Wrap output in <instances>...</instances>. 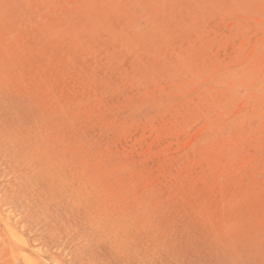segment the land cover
Wrapping results in <instances>:
<instances>
[{
    "label": "rangeland",
    "instance_id": "1",
    "mask_svg": "<svg viewBox=\"0 0 264 264\" xmlns=\"http://www.w3.org/2000/svg\"><path fill=\"white\" fill-rule=\"evenodd\" d=\"M0 222V264H264V0H0Z\"/></svg>",
    "mask_w": 264,
    "mask_h": 264
},
{
    "label": "bare ground",
    "instance_id": "2",
    "mask_svg": "<svg viewBox=\"0 0 264 264\" xmlns=\"http://www.w3.org/2000/svg\"><path fill=\"white\" fill-rule=\"evenodd\" d=\"M3 215H5V214H3ZM8 216V215H7ZM2 219V218H1ZM6 219V218H5ZM12 220V219H11ZM7 221V220H6ZM10 221V220H9ZM2 222V221H1ZM0 222V223H1ZM13 222V221H12ZM3 223V222H2ZM11 224V223H10ZM13 225V224H12ZM14 226V225H13ZM15 227V226H14ZM19 228V227H18ZM1 229H3V227L1 228ZM6 229H7V232L10 234V236L14 239V240H16V241H19L20 240V236L17 234V232L12 228V227H6ZM26 239V238H25ZM27 242V241H26ZM14 246H15V244H13ZM18 246V245H17ZM29 246V245H28ZM27 246V247H28ZM31 246V245H30ZM16 247V246H15ZM21 247V246H20ZM19 247V248H20ZM25 249V248H24ZM33 249V248H32ZM36 249V248H35ZM29 250V249H28ZM22 251H24V250H22ZM39 251V250H38ZM30 252V251H29ZM37 252V251H36ZM12 254V253H11ZM22 254V253H21ZM44 254V253H43ZM37 255V254H36ZM42 255V254H41ZM22 256H23V259H24V261H25V263L26 264H45L44 263V261L39 257V256H37V257H34L33 255L32 256H29L27 253H23L22 254ZM21 256V257H22ZM45 256V255H44ZM13 258H14V256H13ZM15 259V258H14ZM19 261V260H18ZM17 261V262H18ZM55 262V261H54ZM53 262V263H54ZM56 263V262H55ZM21 264V263H20ZM51 264H52V262H51Z\"/></svg>",
    "mask_w": 264,
    "mask_h": 264
}]
</instances>
